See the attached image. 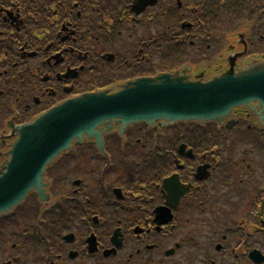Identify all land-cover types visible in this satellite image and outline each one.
I'll return each instance as SVG.
<instances>
[{
	"label": "flooded vegetation",
	"instance_id": "1",
	"mask_svg": "<svg viewBox=\"0 0 264 264\" xmlns=\"http://www.w3.org/2000/svg\"><path fill=\"white\" fill-rule=\"evenodd\" d=\"M182 1L194 5L189 27L179 0L140 13L136 0H0V131L9 112L23 124L83 92L78 82L111 94L185 65L206 82L227 54L244 52L236 67L264 58V0ZM202 64L213 69H193ZM248 116L234 113L231 129L105 119L94 128L102 152L88 135L72 140L40 190L0 219V264H257L264 130Z\"/></svg>",
	"mask_w": 264,
	"mask_h": 264
},
{
	"label": "water",
	"instance_id": "2",
	"mask_svg": "<svg viewBox=\"0 0 264 264\" xmlns=\"http://www.w3.org/2000/svg\"><path fill=\"white\" fill-rule=\"evenodd\" d=\"M136 1V13L156 2ZM243 54L228 57V70L208 82H191L184 75L186 71H182L183 75L138 79L121 86L116 93L106 90L67 100L29 124L12 126L11 137L16 134V140L6 154L9 162L0 171V216L18 206L31 190H40L45 167L68 150L72 140L88 135L95 138L101 150V135L95 127L105 119L119 118L123 127L133 122L155 127L157 121L163 125L188 121L220 123L233 109L247 107L264 127V61L235 70L236 61ZM232 125L228 123L227 128ZM38 194L41 197V191ZM252 258L262 261L257 254Z\"/></svg>",
	"mask_w": 264,
	"mask_h": 264
}]
</instances>
